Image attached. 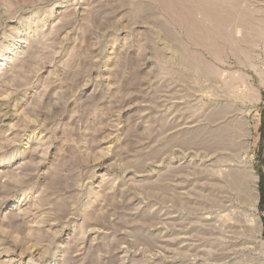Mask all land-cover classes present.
Returning a JSON list of instances; mask_svg holds the SVG:
<instances>
[{
  "label": "rangeland",
  "instance_id": "1",
  "mask_svg": "<svg viewBox=\"0 0 264 264\" xmlns=\"http://www.w3.org/2000/svg\"><path fill=\"white\" fill-rule=\"evenodd\" d=\"M199 1L0 0V264H264V0Z\"/></svg>",
  "mask_w": 264,
  "mask_h": 264
},
{
  "label": "bare ground",
  "instance_id": "2",
  "mask_svg": "<svg viewBox=\"0 0 264 264\" xmlns=\"http://www.w3.org/2000/svg\"><path fill=\"white\" fill-rule=\"evenodd\" d=\"M174 1H175V0H174ZM201 1H202V0H201ZM210 1H211V0H210ZM215 1H216V0H215ZM226 1H227V0H226ZM184 2H185V1H184ZM194 2H196L197 5H198V4L201 5V3H202V2H200L199 0H194ZM207 2H208V1H207ZM234 2H235V1H234ZM242 2H243V1H242ZM164 3H165V2H164ZM191 3H192V2H191ZM179 4H180V3H179ZM165 5H166V3H165ZM183 5H184V4H183ZM211 5H212V3H211ZM211 5H210V6H211ZM215 5H216V4H215ZM175 6H176V5H175ZM185 6H186V5H185ZM186 7H187V6H186ZM202 7H203V6H202ZM216 7H218V6L216 5ZM179 8H180V7H179ZM181 8H184V7H181ZM194 8H195V7H194ZM194 8H192V9H194ZM197 8H198V6H197ZM197 8H196V9H197ZM205 8H206V6H205ZM220 8H221V7H220ZM175 9H176V8H175ZM206 9H207V8H206ZM209 9H210V8H209ZM214 9H215V8H214ZM214 9H213V10H214ZM167 10H168V9H167ZM183 10H184V9H183ZM188 10H189V9H188ZM201 10H202V9H201ZM211 10H212V9H210V12H211ZM176 11H177V10H176ZM179 11H180V10H179ZM189 11H190V10H189ZM193 11L196 12L195 10H193ZM204 11H205V10H204ZM214 11H215V10H214ZM222 11H223V10H222ZM210 12H208V13H210ZM215 12H216V11H215ZM215 12H213V15H215V17H216L217 14H215ZM186 13H188V11H187ZM186 13H185V14H186ZM189 13H190V12H189ZM192 13H193V12H192ZM204 13H206V12H204ZM218 13L220 14V12H218ZM180 14H181V13H180ZM229 14H230V13H229ZM182 15H183V12H182ZM182 15H181V16H182ZM195 15H196V14H195ZM195 15H194V16H195ZM207 15H208V14H207ZM221 15H222V14H221ZM186 16H187V15H186ZM188 16H189V15H188ZM210 16H211V15H210ZM182 17H183V16H182ZM190 17H191V15H190ZM212 17H213V16H212ZM183 18H184V17H183ZM216 18H218V17H216ZM221 18H222V16H221ZM186 19H188V17H186ZM188 20H189V19H188ZM192 21H193V20H192ZM213 21H214V20H213ZM185 22L188 23V21H186V20H185ZM189 22H191V21H189ZM211 22H212V18H211ZM211 22H210V23H211ZM223 22H224V21H223ZM194 24H196V23H194ZM197 24H198V23H197ZM215 24H216V23H214V25H215ZM238 24H239V23H238ZM189 25H191V24H189ZM189 25H188V26H189ZM212 25H213V24H212ZM214 25H213V26H214ZM217 25H219V24H217ZM194 26H195V25H193V27H194ZM196 26H197V25H196ZM203 26H204V25H203ZM190 27H192V25H191ZM194 29H195V28H194ZM236 29H237V28H236ZM196 31H197V30H196ZM222 31H223V30H222ZM239 32H240V31H239ZM189 33H190V32H189ZM209 33H210V32H209ZM195 34H196V33H195ZM210 35H211V34H210ZM200 37H201V36H200ZM209 37H210V36H209ZM248 38H249V37H248ZM209 39H210V38H209ZM210 42H211V41H210ZM206 43H207V42H206ZM214 45H216V44H214ZM202 46H203V45H202ZM186 47H187V46H186ZM189 49H190V48H189ZM211 49H212V48H211ZM205 50H206V48H205ZM210 53H211V52H210ZM257 199H258V198H257ZM258 221H259V219H258ZM259 223H261V222L259 221Z\"/></svg>",
  "mask_w": 264,
  "mask_h": 264
}]
</instances>
